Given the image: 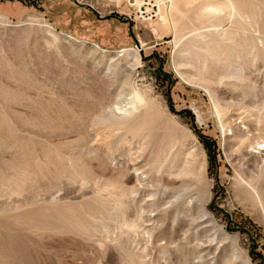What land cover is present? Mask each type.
Returning a JSON list of instances; mask_svg holds the SVG:
<instances>
[{"label":"rangeland","instance_id":"374dc122","mask_svg":"<svg viewBox=\"0 0 264 264\" xmlns=\"http://www.w3.org/2000/svg\"><path fill=\"white\" fill-rule=\"evenodd\" d=\"M25 1L0 264H264V0Z\"/></svg>","mask_w":264,"mask_h":264},{"label":"crops","instance_id":"0c3cea01","mask_svg":"<svg viewBox=\"0 0 264 264\" xmlns=\"http://www.w3.org/2000/svg\"><path fill=\"white\" fill-rule=\"evenodd\" d=\"M22 8H27L25 0H0V15L6 18L13 14H19Z\"/></svg>","mask_w":264,"mask_h":264},{"label":"built area","instance_id":"2783aa9c","mask_svg":"<svg viewBox=\"0 0 264 264\" xmlns=\"http://www.w3.org/2000/svg\"><path fill=\"white\" fill-rule=\"evenodd\" d=\"M105 1V6L108 8V7H110V6H113V4H115V3H118L120 0H104ZM127 1V4L130 6V7H133V6H135V5H137V4H135L134 3V1L132 0L131 2H130V0H126ZM137 6H140V5H137ZM140 8V7H139Z\"/></svg>","mask_w":264,"mask_h":264},{"label":"bare ground","instance_id":"6f19581e","mask_svg":"<svg viewBox=\"0 0 264 264\" xmlns=\"http://www.w3.org/2000/svg\"><path fill=\"white\" fill-rule=\"evenodd\" d=\"M131 1H132V0H130V2H131ZM133 1H134L135 4L138 3V5L142 2V0H133ZM146 1H147V0H146ZM95 48L98 49V50H100L101 52H106L105 50L100 49L98 46H95ZM123 51H130V49H123L122 52H123ZM258 150L261 151V152H263V147H262L261 149H258ZM259 151H258V152H259ZM127 167H128V166H127Z\"/></svg>","mask_w":264,"mask_h":264}]
</instances>
